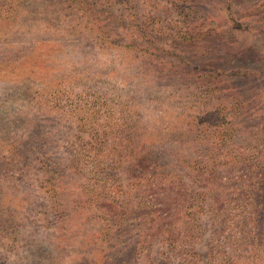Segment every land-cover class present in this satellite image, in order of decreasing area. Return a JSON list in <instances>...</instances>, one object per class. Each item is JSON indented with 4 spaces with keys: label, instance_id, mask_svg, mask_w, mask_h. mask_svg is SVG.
<instances>
[{
    "label": "rangeland",
    "instance_id": "1",
    "mask_svg": "<svg viewBox=\"0 0 264 264\" xmlns=\"http://www.w3.org/2000/svg\"><path fill=\"white\" fill-rule=\"evenodd\" d=\"M227 1L0 0V264H264V185L249 196L248 182L236 180L248 160V167H264V119L245 121L235 137L218 142V181L194 183L186 166L205 147L189 142L201 90L174 66L152 80L155 67L144 58L149 48L171 64L181 60L184 70L203 62L215 68L213 55L224 57L222 70L264 69V0H232L231 15ZM179 7L192 8L186 22L194 26L208 16L228 31L198 43L165 36L155 49L146 45L141 30L157 37L184 26ZM223 83L251 104L264 102V77ZM132 134L158 139L165 169L177 175L167 180L182 183L162 193L170 200L141 192L133 179L141 168L150 175L151 163L127 171L128 178L110 159L99 163L119 137ZM112 167L116 175L105 183L103 170ZM108 187L131 196L128 211L116 197L121 226L110 239L103 231L115 216L96 209L90 195L102 203ZM205 188L211 197L193 199ZM138 201L143 212L133 208ZM164 201L172 203L166 219L150 231L146 220ZM193 206L197 217L189 215Z\"/></svg>",
    "mask_w": 264,
    "mask_h": 264
},
{
    "label": "trees",
    "instance_id": "2",
    "mask_svg": "<svg viewBox=\"0 0 264 264\" xmlns=\"http://www.w3.org/2000/svg\"><path fill=\"white\" fill-rule=\"evenodd\" d=\"M230 1L232 0H228L226 4V11L228 12L227 15H231ZM179 8L186 9V13H184V15L182 14L181 18V20H184L186 22L188 19V11H190V9L192 10V8ZM124 12L127 11H125V9L120 10V15L118 16L122 17ZM107 13L110 14V17L112 15L114 17H117V15H115L114 11L111 9L108 10ZM115 13L117 14L116 11ZM148 16L150 19L156 18L154 15ZM206 18H208V16H205L203 21L196 23L195 26L194 23L186 22L184 26H180L179 31L178 29H173L172 31H169L168 35L160 34L157 37H150L145 35L144 30H141L143 34L142 38L145 39L144 43L146 45H151L152 49H155L156 43L163 42L165 40V36L170 38H183L186 41L198 43L199 41L209 36H212L214 34H225L228 31L219 26L212 25L211 22H206ZM134 44L135 41H132L129 46H133ZM149 51V48L144 49V58L149 65H153L155 67V70L151 72L152 80L165 78L166 73L170 72L171 68H173L174 66V69L172 71L178 73L180 79L192 83L191 78H194L193 82L197 84L198 88H200L202 97L201 103L199 105L200 109L197 110L195 115L197 121L195 122L194 126L196 128L190 129L195 137L193 136V140L189 142H191V148L201 147L200 145H205V147L203 149H199L196 152L197 157L189 158V164H187L186 167L188 168L189 174L193 177L194 183H199V185H201L208 182L218 181V170L216 168V164H214V161L219 159V157L217 156L219 149H215L218 145V142L220 144L225 143L226 141L231 140L233 137H235L236 127L243 122L252 121L254 119H264V112H261V109H264V102L261 105L251 104L249 102L250 100L241 98V94L229 90V86L223 83L224 77H241L243 75L247 79H250V76L259 79L260 77H264V69L258 70L257 73L232 68L228 70H222L219 67V63H221V60L224 57L215 58V56L213 55L210 56L209 59L214 60V62L216 63L215 68L212 64L203 62V67H200L199 70L197 68H193V66H191L192 68L190 70H184L182 68V65H184V63L181 60H179V63L177 64L180 67L179 69V67L174 63H172L174 64L172 65L170 60L163 53L159 54L154 53L153 51ZM171 56L178 58V55L176 54H173ZM166 66H169L170 68L166 69ZM225 98L227 99V103L224 104ZM256 114L260 116H262L263 114V116L262 118L260 116L251 118L252 115ZM226 118L229 120L224 125H217L215 123L217 119H223L225 121ZM219 131H222L224 137L220 136V134H217L219 133ZM157 141L158 139H156L155 136L149 137L148 139L144 140H140L134 134H132L131 136L119 137L117 142L114 144L113 149L109 150L111 152L106 151L107 153L104 152L106 156L99 158V163H104L107 159H110L111 162L116 165L117 168H119V173L125 175L126 178H128L127 171H130V175L133 172L131 171L132 168L139 166L145 167L148 163H151V166L146 167L147 172H149L150 175H147L145 173V168H141L137 169L136 172L139 171L143 175H139L137 177L135 172V176L133 177V179L141 187V192L155 195L158 199L161 200H166V196L162 193L170 194V192L174 188L180 189L182 183H174L167 180L168 176L173 179L177 175L173 171H168L165 169V155L158 150ZM207 145H209V147ZM139 148H141V150H139V155L137 156ZM242 159L247 160L246 157H243ZM181 162L185 163L186 160L181 159ZM250 162L251 160H248L242 163L245 166H238L239 169L237 170V172H239V175H237L236 180L248 182L243 192L249 194V196H254L260 190L259 185H264V167H260L258 170H256L253 167L247 166L250 164ZM107 169L108 168L103 170L106 171V175L108 176L104 177L105 183L109 182L110 178H114L113 176L116 175V173H114L113 171V167L110 168L109 171H107ZM142 180H145V182H143ZM87 193L90 192H84L82 194L87 195ZM117 193L118 194H116V191H114V189H111L109 187L106 188L107 197L103 198L102 203H99L97 201V195H95L94 193H90L91 196L94 195L93 201L95 202L94 205L96 206V209L109 216H115V223L111 225L109 224L107 226V230L103 231V235H107L109 239L111 238V231H116L118 227L121 226L120 217H118L116 214L117 209L115 205L118 202L116 201V197L121 196L122 198V204L117 205V207H125L126 205H128L129 200L131 201V196L127 195V191H117ZM176 193L179 194L180 190H178ZM203 196L211 197V193L206 191V188L201 189L199 193L195 194L193 199H195L196 201H200ZM181 199H184L182 195L173 198L172 201H178ZM82 200V197H78L76 200H74V202L75 204L79 205ZM86 201L87 199H84L83 203H85ZM170 204H172L170 201L168 203L167 201H164L160 204V207L158 209H155L153 211L152 216L146 220L150 231L153 230V226L156 223L159 225L162 220L166 219V215L163 214L165 209L164 207ZM212 205L213 203L210 204L211 207ZM133 208H136L139 211L143 212L144 204L138 201ZM125 210H127L126 207ZM189 215H191L192 217H197L198 210L195 208V206L190 209ZM140 219V216L136 217L138 225L144 227L142 225L143 222L140 221Z\"/></svg>",
    "mask_w": 264,
    "mask_h": 264
}]
</instances>
